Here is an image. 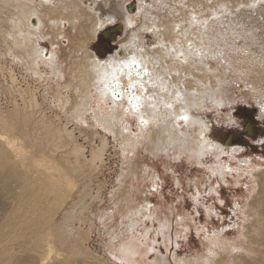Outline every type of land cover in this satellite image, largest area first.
<instances>
[{
  "label": "bare ground",
  "instance_id": "6f19581e",
  "mask_svg": "<svg viewBox=\"0 0 264 264\" xmlns=\"http://www.w3.org/2000/svg\"><path fill=\"white\" fill-rule=\"evenodd\" d=\"M129 1L98 0L86 7L83 0H41L39 3L37 0H0V47H8L4 57L11 56L22 64L36 82L45 79L48 83L46 94L51 93L55 108L68 114V123L85 126L93 132H87L86 136L93 134L100 140V144L92 146L89 152L86 153L84 149L79 152L69 140L67 128L58 120L57 112L44 108V104L37 100L38 94H32L29 86L16 90L13 77L11 81L4 80L6 85L2 90L5 89L10 97L17 93L21 106H16L10 116L0 115V184L11 179L8 194L17 201V204L12 201V211L7 219L0 221V264L86 263L78 258V254L84 252V242L72 224V219L78 215L76 209L69 213L65 222L57 225L56 221H50L49 209L40 213L29 211L31 202H34L30 195L41 186H50L56 193L55 205L65 204L62 212L68 206L82 204L97 179L95 172L106 148L108 133L119 135L123 146L136 150L142 144L139 140L145 138L142 134L146 128L161 122V126L156 125L157 130L149 131L145 138L155 150L177 147L181 153L187 151L198 164H202L209 153H217L218 156L224 153L221 144L204 135L208 127L192 111L199 112L206 101L217 100L221 92L220 84L227 78V75L212 73L206 68V57L224 59L227 71L234 69L244 75L245 78L241 80L250 81L254 90L264 81V70L259 68L260 62H257L258 56L255 55L258 50L264 51V47H256L259 41L264 44V0H152L146 9L141 3L138 4V18L135 16L137 14H129ZM177 5L182 7L178 8ZM163 11L169 14H161ZM204 13L215 19L207 21ZM249 13H256L261 19L258 16L260 20L253 18ZM1 18L6 19L5 22ZM118 18L123 19V29L129 37L122 41V51H117L102 62L89 48L97 41L101 31ZM237 18L241 22H237ZM198 23H201L199 27ZM245 24L247 28H243ZM133 25H136L134 29ZM195 30L202 33L194 38L206 42L199 44L190 37L191 34L195 35ZM117 31L112 29L107 32ZM143 32L150 33L160 46V49L151 52L152 56L144 49ZM246 33H251L253 38L250 40L252 50L225 46L226 34L241 37ZM45 41L53 46L49 53L42 46ZM63 42H67V45L63 46ZM54 46L59 48L54 49ZM198 55L203 59L197 63L195 58ZM133 57L145 70L140 75L139 99H133V104H128V93L118 89L122 99L115 101L111 92V86L115 85L113 77L119 76V70L124 67L120 62L131 63ZM46 74H54L55 87L51 86V76L47 79ZM127 80L125 76V84ZM182 88L186 92L193 90L191 97L194 98V108L186 102ZM93 91L103 104H111V115L105 116L98 106L95 111L97 118L89 116L93 109L92 103H95ZM42 96L45 98L44 94ZM259 98L258 104H262L260 110L264 115V95ZM133 105L138 107L134 108ZM127 114L139 121L141 135L136 139L125 135L129 128L121 124ZM185 116L187 120L183 119ZM167 117L169 120L165 122ZM181 121L189 129L197 128V141L190 140V131L183 134L179 130ZM119 126L120 129L122 127L121 132ZM93 142L88 143L91 145ZM237 150L231 151L237 153L240 149ZM215 173L223 174V168ZM128 176L129 173L119 180L121 186ZM37 178L43 182L35 181L36 188L30 186V182ZM221 178L226 180L223 176ZM121 186L115 192V201L123 197ZM38 200L43 199L38 197ZM138 207L132 205L126 211L132 234L137 223L133 217H140L142 212ZM247 215L250 220L246 234L247 247L217 238L212 245L221 251L227 248L224 250L226 257L220 258L222 255L211 247L210 251L219 259L212 261L211 257L203 256L202 263L231 264L237 258L239 264H264V179L261 192L253 200ZM147 219L149 221L143 227L140 241L148 248V252H152L154 245L150 248L147 243L154 223L149 216ZM158 224L159 234L170 241L167 235L170 228L168 220H159ZM110 238L111 241L116 239L114 232ZM138 240L122 245L118 255V249H114L115 260L125 264H140L136 257L142 255L143 250ZM154 264L169 263L157 260Z\"/></svg>",
  "mask_w": 264,
  "mask_h": 264
},
{
  "label": "rangeland",
  "instance_id": "374dc122",
  "mask_svg": "<svg viewBox=\"0 0 264 264\" xmlns=\"http://www.w3.org/2000/svg\"><path fill=\"white\" fill-rule=\"evenodd\" d=\"M83 1L87 7L98 0ZM37 2L39 3L41 0H37ZM151 2L152 0H130L127 5L129 14L134 16L139 13L138 4L141 3L146 9L149 8ZM177 7L182 6L177 5ZM102 10L105 11L103 7ZM161 14L166 15L169 13L163 11ZM255 14L249 13L248 15L257 19L261 17ZM137 15L135 16L138 18L139 15ZM140 15H143V13H140ZM204 16H206L207 21L215 19L207 13H204ZM1 19L3 22L6 20ZM237 19V22H241L239 18ZM137 21L140 20L137 19ZM118 24L125 26L123 19L118 18L115 23L101 31L97 41L89 48V51L102 62L107 61L117 51H122L121 43L129 37L125 30L118 35L116 40H111L110 37L118 31L115 33L109 32L108 36L110 37L102 35L108 30H115ZM199 25L201 23H198V27ZM110 26L113 27L108 28ZM132 27L134 29L136 25ZM203 27H201V30L204 29ZM247 27V24L243 26V28ZM201 33L195 30V35L191 34L190 37L195 39ZM231 34L225 36L226 47H235L242 50L249 48V50H252L250 48V40H253L251 33H246L241 37ZM141 35L143 36L144 49L149 56H152L151 52L160 49V46L156 44L150 33L143 32ZM246 37H249V39ZM195 40L199 44L206 42L205 40L201 41L202 39L199 38ZM257 43L256 47H264L261 41ZM1 45L3 46V43ZM62 45L66 46L67 42H63ZM42 46L48 53L53 49L49 41L42 42ZM202 47H207V45ZM7 48L0 47V113H2L0 115L10 116L16 106H21V99L17 93L10 97L5 89L2 90L6 85L4 80L11 81L13 77L16 90L29 86V91L32 94H38L37 100H39V103L44 104V108H51L54 112H57L59 115L58 120L67 128L69 140L73 142V147H76L79 152L84 149L87 153L92 146L100 144L99 138H95L93 134L90 137L86 136L87 132H93H90L85 126L80 127L74 123H68V120H70L68 114L66 112L62 113L59 108H55L56 106L50 96L51 93L46 94L47 81L45 79L36 82L35 78L31 77V73L22 64L11 56L6 55L4 57ZM58 48V46H54V49ZM255 55L258 56L257 62H260L259 68L264 70V51L258 50ZM219 57H221L220 54ZM201 59L203 58L198 55L195 61L198 63ZM205 61L207 62L206 68L212 73H221L227 75V78L220 84L221 92L217 100L214 102L206 101L203 109L199 112H194L193 109L192 111L194 116L208 127L204 135L209 140L221 144L224 153L219 156L217 153H209L203 159L202 164H198L190 158L187 151L184 150V153H181L177 147H169L160 151L155 150L151 144H147L145 138L148 136L149 131H156V125L161 126V122L146 128V132L144 131L142 134L145 138L139 140L142 144L136 150L123 146L121 144L122 138L119 135L108 133L106 134V148L103 150L99 161V168L95 172V174L97 173L95 175L97 179L82 204L68 206L62 212L65 204L59 205L56 203L55 205L56 193L50 186H41L30 195L33 197L34 202H31L29 211L40 213L44 209H49L50 214L48 217L50 221H56L57 225L65 222L69 213L76 209L78 215L76 219H72V224L80 232V240L84 242V252L81 255L78 254V258L86 262L84 264H125L115 260L113 254L117 249L116 254H120L122 245L130 243L134 239H139L137 243L143 250V254L136 257L140 264H154L157 260H166L169 264H198V262L204 264L202 263L204 260L201 259L203 256L211 257L212 261L219 259L210 251L209 248L211 247L217 250L213 251L222 255L220 258H224L226 257L224 250L227 248L221 251L212 245L217 238L226 240L228 243L235 242L246 246V234L249 231L250 222L247 212L255 197L261 192L262 180L264 179V145H262L264 143V115L260 110L262 104H258L259 96L263 97L264 95V81L259 84L257 90H254L249 83L250 81L241 80V78H245L244 75L234 69L227 71L228 67L224 59H213L208 56ZM47 73H49L48 69ZM45 76L47 79L48 76H51V81H49L51 86L55 87L54 74H46ZM182 91L186 102L189 105L191 104V108H194V98L191 97L193 90L186 92L182 88ZM255 93H257L256 96H253ZM43 94L45 98H43ZM92 95L95 103H92L93 109H91L89 116L97 118L95 111L98 106L102 108V113L105 116L111 115V104H108V102L103 104V101L99 99L97 94L95 95L94 91ZM154 100L156 101L157 98ZM152 106L150 105V107ZM125 117L121 123L123 127L129 128L128 133H125V135L136 139L137 136L141 135L139 121L136 117H131L128 114ZM168 118H164L166 119L165 122L169 120ZM246 127L254 132L253 137L245 134ZM178 128L183 134L190 131V140H198L197 128L189 129L182 121L179 123ZM121 129L119 126L120 132ZM100 132L105 134L102 129H100ZM93 140L94 144L91 143L90 145L88 142ZM228 141H231V143L228 144ZM79 147H82V149H79ZM236 148L240 150H237V153H232L231 150H236ZM220 168H223V174L219 175L215 172ZM127 173H129V176L121 186L119 180ZM221 175L226 180H222ZM35 181L40 182L42 179L32 180L30 186L36 188ZM11 183V179H8L5 183L0 184V221L4 218L7 219L6 217L12 211V203L16 202L17 204L12 195L8 194ZM120 186L123 197L115 201L114 195ZM212 190H215V192ZM38 197H42L43 200H38ZM15 198L17 199V197ZM8 204L11 205L8 206ZM132 205H139L138 209L142 211L140 217H133L137 222L134 225L136 226L133 232L134 235L128 227L129 220L126 212L128 207ZM123 216L125 217L123 218ZM148 216L153 219L152 223H154L147 243L150 244V248L154 245L152 252H148V248L144 247L140 241L143 227L149 221ZM165 219L168 220L170 226L167 233L170 236V241L158 232V221H165ZM112 232L115 233L116 237L114 241H111L110 238ZM154 240H156L155 244H153ZM210 252L213 254H210ZM238 254L239 252L234 257L236 258ZM248 255L252 256L251 253ZM231 264H239V261L236 258L235 262Z\"/></svg>",
  "mask_w": 264,
  "mask_h": 264
},
{
  "label": "snow or ice",
  "instance_id": "6c2138e0",
  "mask_svg": "<svg viewBox=\"0 0 264 264\" xmlns=\"http://www.w3.org/2000/svg\"><path fill=\"white\" fill-rule=\"evenodd\" d=\"M120 64H122L124 67L119 70V76L113 77L115 85L111 86V92L113 98L115 99H122L118 89L128 93L130 98L128 99L127 103L133 104V99H139V85L141 83L140 75L145 70L136 61L135 57L132 58L131 63L127 61H121ZM125 76L128 77L126 84L124 83ZM133 107H138V105H133ZM183 119L187 120V117L185 116Z\"/></svg>",
  "mask_w": 264,
  "mask_h": 264
},
{
  "label": "water",
  "instance_id": "95a60500",
  "mask_svg": "<svg viewBox=\"0 0 264 264\" xmlns=\"http://www.w3.org/2000/svg\"><path fill=\"white\" fill-rule=\"evenodd\" d=\"M117 30H118V33H116L115 34V36H112V37H110V36H108V32H104L102 35L104 36V37H110V39L111 40H116L117 38H118V35H120V34H122V32H123V25L122 24H119V25H117V28H116ZM115 29V30H116ZM114 30V29H113ZM242 133V132H241ZM245 134L247 135V136H249V137H253L254 136V132H252V131H249L248 130V127H246L245 128Z\"/></svg>",
  "mask_w": 264,
  "mask_h": 264
},
{
  "label": "flooded vegetation",
  "instance_id": "af4514ba",
  "mask_svg": "<svg viewBox=\"0 0 264 264\" xmlns=\"http://www.w3.org/2000/svg\"><path fill=\"white\" fill-rule=\"evenodd\" d=\"M114 26V25H113ZM109 28V27H108ZM107 32V31H106Z\"/></svg>",
  "mask_w": 264,
  "mask_h": 264
}]
</instances>
